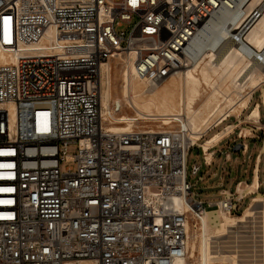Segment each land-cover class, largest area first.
Returning a JSON list of instances; mask_svg holds the SVG:
<instances>
[{
    "label": "built area",
    "instance_id": "1",
    "mask_svg": "<svg viewBox=\"0 0 264 264\" xmlns=\"http://www.w3.org/2000/svg\"><path fill=\"white\" fill-rule=\"evenodd\" d=\"M239 3L0 0L11 40L34 46L0 62V165H12L0 167V264H175L186 256L188 223L206 210L193 191L202 177L187 179L188 158L201 148L210 165L213 154L207 161L198 141L230 116L199 136L182 114L110 131L118 107L102 113L101 80L118 56L131 59L134 77L148 86L191 67L198 31L220 9L242 13ZM260 10L233 38L243 53H254L243 39ZM226 45L227 38L215 51ZM199 171L193 164L191 174ZM235 190L219 191L208 210L236 214Z\"/></svg>",
    "mask_w": 264,
    "mask_h": 264
},
{
    "label": "bare ground",
    "instance_id": "2",
    "mask_svg": "<svg viewBox=\"0 0 264 264\" xmlns=\"http://www.w3.org/2000/svg\"><path fill=\"white\" fill-rule=\"evenodd\" d=\"M263 3L264 0H240L242 13L237 9L233 11L220 9L194 38L192 52L200 54L196 64L171 75L157 85L148 86L145 81L135 78L132 60L118 56L114 64L125 63L122 72V95L112 96L113 67L112 63H108L106 77L102 78L100 86L102 113H111L112 105L117 106L119 111L110 114L109 130L129 132L134 127L152 128L153 123L159 122V126L164 125L174 115L182 114L188 118L191 128L194 131L198 130L196 136H199L223 116L234 115L237 118L240 112L246 109L252 90L264 85V57L262 58L261 54L264 48ZM258 7H261L260 16L253 21L243 39L254 53L245 48L243 53L232 44V41L235 35H240L242 32L238 30L239 27L247 20L251 21V11ZM7 16V13L0 14V62L15 61L19 54L34 48L33 45H21L11 40L8 22L5 24ZM225 38L227 45L223 47L224 50L215 51ZM44 44L43 39L39 45ZM247 88L251 91H244ZM261 91L264 103V87H261ZM125 107L131 108L135 114H120ZM226 108L229 111H226ZM257 117L258 108L255 106L246 116V123L256 122ZM140 120L143 124L137 125ZM235 126L238 124L223 128L198 143L205 152L207 161L211 158L212 147ZM247 133L248 130L244 128L241 136H246ZM261 152L264 154V145ZM237 184L235 193L239 198L255 193L259 187L257 170L254 171L251 183L244 186L239 182ZM174 199L177 207L183 208L182 198L174 197ZM256 203L260 204L259 209L255 208ZM206 211L188 223L187 253L175 264H188L187 259H194L193 264H238L240 252L248 250L258 251V264H263L264 197H252L239 215L229 214L218 208L220 221L215 224L212 231H208L206 227ZM227 236L232 239L227 241L228 244H224L222 239ZM65 264L94 263L69 261Z\"/></svg>",
    "mask_w": 264,
    "mask_h": 264
},
{
    "label": "rangeland",
    "instance_id": "3",
    "mask_svg": "<svg viewBox=\"0 0 264 264\" xmlns=\"http://www.w3.org/2000/svg\"><path fill=\"white\" fill-rule=\"evenodd\" d=\"M118 1V0H116ZM124 31H127L128 28L123 26L121 28ZM112 70V96L122 95V79H123V70L119 69L118 65H113ZM261 87H264L262 84ZM261 87L257 88L253 93L254 102H258L260 100L261 105H264L261 94ZM249 89H245L244 91H248ZM250 92V91H249ZM116 93V94H115ZM245 98V97H244ZM243 98V99H244ZM242 99V100H243ZM254 104V103H253ZM252 106V105H251ZM251 106L247 108L245 111L241 113V116L236 118L234 115H231L225 122L219 125L216 129L209 132L203 139L199 140L198 143L202 142L204 139H207L211 134L217 132L220 128L228 124H239L240 130L242 128H246L248 130L247 137L238 138L237 132L233 133L229 139H226L219 149L217 150V154L214 157V160H211L210 165H206L202 161V150L201 148H194L191 151V154L188 158L187 163V179L192 183H196L198 181L199 176L202 177V180L199 181L195 187L194 198L197 200H201L205 203L206 206V227L208 231H212L215 224L220 221V215L217 209L208 210L213 208V206H207L206 203L209 201H216L220 199L222 196L219 194V191L222 189L228 190L230 192H234L236 184L242 183L249 184L252 182L253 171L258 166V177H259V187L255 191V193L249 194L243 197L240 200H235V204L237 207L236 214L239 215L243 212L244 208L248 205L249 201L254 196L264 197V154L260 151L262 146L264 145V130L257 131L253 138L250 136L251 129L253 127V123H246V116L251 111ZM251 108V109H250ZM119 111H117L118 113ZM129 114L133 115L135 112L128 107H125L120 114ZM118 115V117L120 116ZM235 115H237L235 113ZM241 121V122H240ZM143 124V121L140 120L137 122V125ZM152 126H159L158 123H153ZM249 135V136H248ZM243 144H248L247 150H243ZM215 149V148H213ZM212 149V151H213ZM211 151V152H212ZM229 154V157L225 161V155ZM260 156V161L257 162V156ZM193 164L200 165V171L197 175L191 174V168ZM259 203H256L255 208L259 209ZM193 226V225H192ZM228 236L223 238L224 244H228ZM227 242V243H226ZM223 244V243H222ZM245 250V248H243ZM258 251H242L240 252V257L238 259V264H258ZM257 259V260H256ZM257 261V262H256ZM188 264H193L194 259H187ZM256 262V263H255Z\"/></svg>",
    "mask_w": 264,
    "mask_h": 264
},
{
    "label": "crops",
    "instance_id": "4",
    "mask_svg": "<svg viewBox=\"0 0 264 264\" xmlns=\"http://www.w3.org/2000/svg\"><path fill=\"white\" fill-rule=\"evenodd\" d=\"M257 89V88H256ZM256 89H253L252 90V92H251V96H249V100H248V104H247V107H246V109L247 108H249L251 105V108H254L255 106H257V108H258V117H257V119H256V122H254L253 123V127L254 128H252L251 129V132H250V136H252L253 138L255 137V133L257 132V131H262V130H264V105H261L262 103H260V100H258V102H254V95L255 94H253V93H255L254 91L256 90ZM249 91H251V90H249ZM248 91V92H249ZM260 97H261V94H260ZM254 103V104H253ZM245 108L240 112V114L238 115V118L241 116V113L243 112V111H245L246 110ZM244 113V112H243ZM242 113V114H243ZM249 124V123H248ZM230 125H236V124H228V126H230ZM226 126V125H225ZM227 126V127H228ZM240 125L238 124V126H235L234 128H233V130L229 133V135L227 134L225 137H223L221 140H219L215 145H214V147H212V149L213 148H215V149H213V151H212V149H211V153L213 154V156H212V161L214 160V157L216 156V154H217V150L219 149V147L221 146V144L226 140V139H229L230 138V136L233 134V133H236L237 132V137L238 138H244V137H247V135L245 136V135H242L241 136V131L244 129V128H242V130H240L241 128L239 127ZM226 128V127H225ZM240 128V129H239ZM223 128H221L219 131H221ZM219 131H217V132H215V133H218ZM215 133H213V134H211L210 136H212V135H214ZM248 134V133H247ZM209 136V137H210ZM249 136V135H248ZM246 145V149L245 150H247V148H248V144H245ZM261 151V150H260ZM227 154V153H226ZM211 159V158H210ZM225 161H226V159H225ZM256 161L257 162H259L260 161V156L258 155L257 156V159H256ZM256 170H257V180H258V185H259V177H258V166L256 167ZM254 171H255V169H254ZM254 171H253V177H254ZM252 180H253V178H252ZM223 190V189H222ZM221 191V190H220ZM255 197V196H254Z\"/></svg>",
    "mask_w": 264,
    "mask_h": 264
},
{
    "label": "snow or ice",
    "instance_id": "5",
    "mask_svg": "<svg viewBox=\"0 0 264 264\" xmlns=\"http://www.w3.org/2000/svg\"><path fill=\"white\" fill-rule=\"evenodd\" d=\"M8 19H9V18H5V24H7ZM45 130H46V129H45ZM0 167L10 168V167H12V165H11V164H5V165H0ZM9 191H10V189H9Z\"/></svg>",
    "mask_w": 264,
    "mask_h": 264
}]
</instances>
